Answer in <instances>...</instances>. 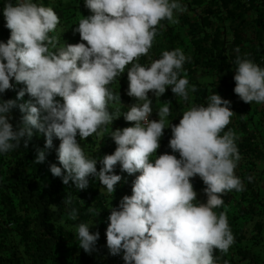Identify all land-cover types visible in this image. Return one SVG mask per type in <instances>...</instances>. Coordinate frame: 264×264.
<instances>
[{
  "label": "clouds",
  "instance_id": "clouds-1",
  "mask_svg": "<svg viewBox=\"0 0 264 264\" xmlns=\"http://www.w3.org/2000/svg\"><path fill=\"white\" fill-rule=\"evenodd\" d=\"M85 6L92 14L79 19L76 31L87 43L58 46V38L51 34L60 18L52 7L39 0L5 3L2 11L11 34L6 42L0 40V94L14 87L13 78L25 87L16 99L0 96V155L22 143L27 147L38 132L45 136V146L38 149L35 162L46 160L58 138L59 165L51 164L50 172L78 191L86 189L93 177L107 194L115 193L122 180L114 171L117 164L129 175L139 173L132 195L110 207L106 229L110 253H123L125 264H218L215 253H227L234 236L226 214L216 209L223 206L224 194L244 190L235 174L241 159L236 137L225 131L234 113L231 101L212 94L206 105L188 107L175 125L167 122L170 107L165 104L157 111L159 119H151L150 91L160 97L171 86L176 97L189 101L196 88H189V80L181 77L188 57L179 48L163 51L149 65L138 62L151 49L161 22L176 23V14L185 6L181 0H85ZM234 68V92L245 103L264 104V67L238 56ZM125 71L127 94L137 102L123 115L134 125L111 130L117 148L103 157L98 171L97 159L86 155L80 141L99 136L121 116L109 111L121 98L108 86ZM26 93L31 99L18 104ZM16 107L23 116L22 123L14 125ZM168 127L172 152L158 155ZM197 175L206 185V202L197 198L192 182ZM88 211L99 215L93 207ZM79 215L74 207L68 213L72 221ZM92 225L75 224L78 246L88 253L100 236L90 231Z\"/></svg>",
  "mask_w": 264,
  "mask_h": 264
},
{
  "label": "trees",
  "instance_id": "trees-1",
  "mask_svg": "<svg viewBox=\"0 0 264 264\" xmlns=\"http://www.w3.org/2000/svg\"><path fill=\"white\" fill-rule=\"evenodd\" d=\"M7 0H0V40L10 38L6 27L3 7ZM54 9L60 18L57 29L51 35L59 40L58 46L86 41L76 29L79 19L92 13L85 0H39ZM185 11L176 14V23L162 21L157 28L151 49L139 58V63L149 65L160 58L163 51L181 49L188 57L181 77L189 80V101L176 97L169 86L156 97L151 91L150 118L158 120V110L165 104L170 107L168 123L178 124L182 114L191 105L207 103L212 94H220L230 100L234 112L225 131L231 130L236 137L241 159L235 174L244 184L243 191L233 190L224 194V204L216 212L225 213L234 236V244L227 253L217 251L218 264H264V104L245 103L234 92L236 82L235 61L247 58L264 67V0H181ZM0 94L5 100L16 99L23 84ZM121 101L109 106V111L120 116L105 126L99 136L80 141L86 155L101 160L113 154L117 148L111 130L133 126L124 113L137 99L127 94L129 81L127 71L108 86ZM31 97L26 93L23 103ZM62 101V98L57 97ZM23 113L13 109L11 122L22 123ZM35 131V130H34ZM223 134V133H222ZM171 127L164 130L157 154L171 153L169 141ZM79 140V136L77 137ZM54 138L53 147L46 152V160L35 162L38 149L45 146V136L36 133L27 147H21L0 155V264H125L123 253L112 255L107 247L106 229L109 224L110 207L118 206L125 195H132L133 181L139 173L129 175L117 164L114 171L122 176L116 192L109 195L102 184L90 177L89 186L78 191L74 185H65L60 177L50 172V165H59L57 149L60 144ZM179 157V153H176ZM251 177V179H249ZM197 198L206 202V185L197 175L192 178ZM71 199V205L64 203ZM79 209L78 221H72L68 213ZM93 207L99 215H92ZM91 223L92 232L100 236L95 249L85 252L78 246L75 224Z\"/></svg>",
  "mask_w": 264,
  "mask_h": 264
}]
</instances>
